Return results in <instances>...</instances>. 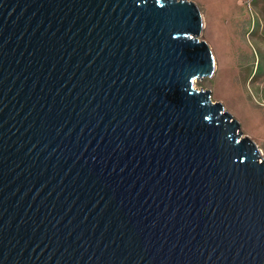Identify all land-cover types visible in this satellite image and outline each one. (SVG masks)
Segmentation results:
<instances>
[{
  "label": "water",
  "instance_id": "water-1",
  "mask_svg": "<svg viewBox=\"0 0 264 264\" xmlns=\"http://www.w3.org/2000/svg\"><path fill=\"white\" fill-rule=\"evenodd\" d=\"M201 30L186 0H0V264H264Z\"/></svg>",
  "mask_w": 264,
  "mask_h": 264
},
{
  "label": "rangeland",
  "instance_id": "rangeland-1",
  "mask_svg": "<svg viewBox=\"0 0 264 264\" xmlns=\"http://www.w3.org/2000/svg\"><path fill=\"white\" fill-rule=\"evenodd\" d=\"M202 19L213 74L194 82L239 123L264 160V0H186Z\"/></svg>",
  "mask_w": 264,
  "mask_h": 264
}]
</instances>
